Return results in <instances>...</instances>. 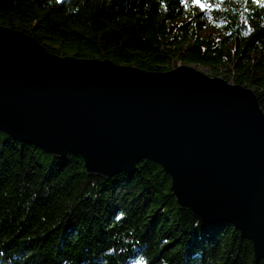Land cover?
Returning a JSON list of instances; mask_svg holds the SVG:
<instances>
[{
	"label": "trees",
	"instance_id": "16d2710c",
	"mask_svg": "<svg viewBox=\"0 0 264 264\" xmlns=\"http://www.w3.org/2000/svg\"><path fill=\"white\" fill-rule=\"evenodd\" d=\"M212 2L0 0V26L60 57L148 73L200 66L253 91L264 112V7ZM170 184L145 160L132 178L87 176L80 157L61 161L0 132V264H264L232 225L181 210Z\"/></svg>",
	"mask_w": 264,
	"mask_h": 264
},
{
	"label": "water",
	"instance_id": "95a60500",
	"mask_svg": "<svg viewBox=\"0 0 264 264\" xmlns=\"http://www.w3.org/2000/svg\"><path fill=\"white\" fill-rule=\"evenodd\" d=\"M0 132L80 157L87 176L153 161L181 210L232 225L264 262V112L247 88L185 66L148 73L60 57L0 26Z\"/></svg>",
	"mask_w": 264,
	"mask_h": 264
},
{
	"label": "snow or ice",
	"instance_id": "6c2138e0",
	"mask_svg": "<svg viewBox=\"0 0 264 264\" xmlns=\"http://www.w3.org/2000/svg\"><path fill=\"white\" fill-rule=\"evenodd\" d=\"M57 2H62V0H57ZM180 2L184 5H187L189 0H180ZM224 0H218V3H223ZM249 0H243V3L247 5ZM191 3L198 7L200 11H209L213 9L214 5L212 0H191ZM252 4H256L258 6L264 7V0H251ZM245 35H248L249 32H245Z\"/></svg>",
	"mask_w": 264,
	"mask_h": 264
},
{
	"label": "bare ground",
	"instance_id": "6f19581e",
	"mask_svg": "<svg viewBox=\"0 0 264 264\" xmlns=\"http://www.w3.org/2000/svg\"><path fill=\"white\" fill-rule=\"evenodd\" d=\"M190 7L191 8H194L193 6H191L190 5ZM212 27H210L209 29H211ZM225 81V80H224ZM227 84H231V83H228L227 81H225ZM231 85H233V86H239V85H234V84H231ZM240 87H243V88H245L244 86H240ZM67 156H72L71 154H68ZM66 156V157H67ZM65 157V158H66ZM73 157H76V156H73ZM65 158H63V160L65 159ZM142 161H144V160H142ZM145 161H149V160H145ZM150 162H153V161H150ZM154 163V162H153ZM138 164L139 163H137V164H135L134 165V168L137 170V171H134L131 175H128V174H125L124 172H119V173H117V174H115L113 177H115L116 175H119V174H122V175H124V176H126L127 178H132L137 172H138ZM156 164V163H155ZM158 165V164H157ZM159 166V165H158ZM161 167V166H160ZM162 168V167H161ZM162 170H163V168H162ZM164 172V171H163ZM165 173V172H164ZM166 174V173H165ZM167 175V174H166ZM168 176V175H167ZM112 177V178H113ZM169 177V176H168ZM112 178H110V179H112ZM170 178V177H169ZM105 179V178H104ZM110 179H106V180H110ZM170 181H171V179H170ZM171 185V184H170ZM170 193H171V191H170ZM172 194V193H171ZM173 197V196H172ZM142 198V197H141ZM174 198V197H173ZM175 200V199H174ZM176 202V201H175ZM115 210H117V209H115ZM124 215V214H123ZM33 254V253H32ZM31 254V255H32ZM57 260H59V258H56ZM94 264H97L96 262L94 263ZM99 264H100V262H99ZM124 264H138L137 262H135L131 257L130 258H128V257H126V259L124 260Z\"/></svg>",
	"mask_w": 264,
	"mask_h": 264
},
{
	"label": "rangeland",
	"instance_id": "374dc122",
	"mask_svg": "<svg viewBox=\"0 0 264 264\" xmlns=\"http://www.w3.org/2000/svg\"><path fill=\"white\" fill-rule=\"evenodd\" d=\"M208 32H210L211 34H217L216 33V31H210V30H205V33H208ZM190 68H192V69H194V70H196V71H198V72H201V73H204V74H206L207 76H210V72L207 70V69H205V68H202V67H200V66H194V65H190L189 66ZM211 77V76H210ZM258 101V100H257ZM259 103V102H258ZM260 106V105H259ZM3 133V132H2ZM3 134H5V133H3ZM6 135V134H5ZM7 137H9V136H7ZM12 139V138H11ZM20 143V142H19ZM21 144H23V143H21ZM27 145H30V144H27ZM30 146H32V145H30ZM32 147H34V146H32ZM35 148V147H34ZM59 160H61V159H59ZM62 161V160H61ZM85 170V169H84Z\"/></svg>",
	"mask_w": 264,
	"mask_h": 264
}]
</instances>
